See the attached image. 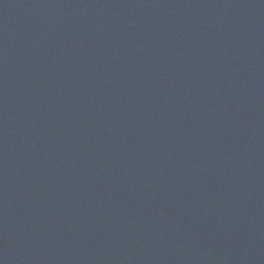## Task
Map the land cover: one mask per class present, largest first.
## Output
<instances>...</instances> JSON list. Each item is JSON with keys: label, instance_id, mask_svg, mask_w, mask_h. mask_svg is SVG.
Masks as SVG:
<instances>
[{"label": "water", "instance_id": "95a60500", "mask_svg": "<svg viewBox=\"0 0 264 264\" xmlns=\"http://www.w3.org/2000/svg\"><path fill=\"white\" fill-rule=\"evenodd\" d=\"M0 264H264V0H0Z\"/></svg>", "mask_w": 264, "mask_h": 264}]
</instances>
